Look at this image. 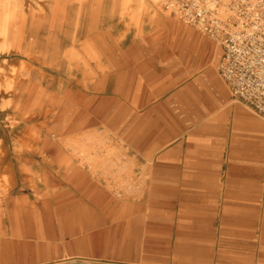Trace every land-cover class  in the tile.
<instances>
[{"label":"crops","instance_id":"1","mask_svg":"<svg viewBox=\"0 0 264 264\" xmlns=\"http://www.w3.org/2000/svg\"><path fill=\"white\" fill-rule=\"evenodd\" d=\"M148 39L96 86L107 112L89 116L117 142L121 172L144 179L140 193L75 168L73 196L34 211L24 174L35 168H0L14 184L0 264H264V118L233 98L214 38L172 23Z\"/></svg>","mask_w":264,"mask_h":264},{"label":"rangeland","instance_id":"2","mask_svg":"<svg viewBox=\"0 0 264 264\" xmlns=\"http://www.w3.org/2000/svg\"><path fill=\"white\" fill-rule=\"evenodd\" d=\"M17 1L9 41L20 49L0 54V109L5 111L0 113V168H35L24 174L31 189L24 186L23 176L13 174L34 211L60 206L54 200L44 204V197L73 196L75 168L103 170L94 175L110 189L139 194L144 179L136 178L133 168L121 172L127 167L117 142L104 126L94 128L89 121L96 108L99 117L107 112L105 88L98 91L96 86L112 80L114 70L128 60L126 54L142 51L148 38L167 36L172 23L202 32L188 23L185 12L191 0ZM230 1L212 0L210 8L218 7L223 20L232 19ZM112 91L109 87L108 95ZM75 121L81 125L74 126ZM73 140L78 143L70 146ZM90 158L95 159L92 166ZM13 185L7 171L0 173V225H8L4 213L9 206L2 198Z\"/></svg>","mask_w":264,"mask_h":264},{"label":"built area","instance_id":"3","mask_svg":"<svg viewBox=\"0 0 264 264\" xmlns=\"http://www.w3.org/2000/svg\"><path fill=\"white\" fill-rule=\"evenodd\" d=\"M210 4L212 0L189 1L185 12L188 23L198 26L223 47L218 67L222 79L235 100L264 118V0L227 2V8L234 13L233 22L223 20L222 11L210 8Z\"/></svg>","mask_w":264,"mask_h":264},{"label":"bare ground","instance_id":"4","mask_svg":"<svg viewBox=\"0 0 264 264\" xmlns=\"http://www.w3.org/2000/svg\"><path fill=\"white\" fill-rule=\"evenodd\" d=\"M86 0H80V2H85ZM19 12V4L17 0H0V37L4 40L0 44V54H7L11 52L12 50H19L20 45L15 44L13 42H10L9 39L12 36L13 28H14V23L17 19V15ZM111 67V66H110ZM6 89H9L10 86L7 85L5 86ZM3 85L0 83V91H2ZM10 103H7L5 106L7 107ZM81 125L80 121H75L74 126ZM87 140L91 139L90 136L86 137ZM77 140H73L70 142V146L77 144ZM82 152L88 153L89 149L83 150ZM88 156H92V154L88 153ZM95 161V159L90 158L89 159V165L92 166V163ZM38 236L40 239H43V232L40 229L38 231Z\"/></svg>","mask_w":264,"mask_h":264}]
</instances>
